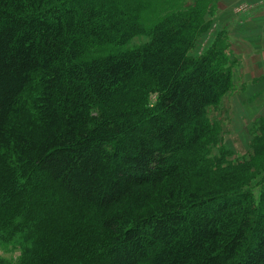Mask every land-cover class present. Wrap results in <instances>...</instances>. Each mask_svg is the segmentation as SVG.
Masks as SVG:
<instances>
[{"label": "trees", "instance_id": "1", "mask_svg": "<svg viewBox=\"0 0 264 264\" xmlns=\"http://www.w3.org/2000/svg\"><path fill=\"white\" fill-rule=\"evenodd\" d=\"M153 7L0 0V231L32 230L0 264H264V121L249 157L212 154L227 34L196 55L208 1Z\"/></svg>", "mask_w": 264, "mask_h": 264}, {"label": "rangeland", "instance_id": "2", "mask_svg": "<svg viewBox=\"0 0 264 264\" xmlns=\"http://www.w3.org/2000/svg\"><path fill=\"white\" fill-rule=\"evenodd\" d=\"M195 0H154L156 7L149 10V20L154 19L163 13V10L179 5H188ZM209 12L207 18L211 24L209 28L198 39L192 53L200 54L211 40L221 31L227 34V53L234 59L233 77L234 86L223 97L221 103L209 108V117L218 123L222 130L218 143L212 146V154L217 155L224 147L228 151L227 159L236 161L249 157L254 152V137L259 131L260 125L264 121V66L258 67L257 62L263 60L249 59L248 54L243 50L240 38L223 24V20L229 14L242 10L253 3L261 0H207ZM247 31L243 33L245 38L252 43L258 44L264 39V22L251 23ZM225 27V28H224ZM262 38L260 42L254 38ZM149 40L147 35L135 36L125 47H133ZM255 48V46H253ZM239 53L240 59L233 56ZM254 54H264V42L257 47ZM33 89L27 90L22 95V103L26 105L23 114V124L26 130L36 131L38 127V115L33 105ZM264 180V169L256 177L252 185ZM256 189H259L257 186ZM32 240V230L30 228H20L8 231H0V257L17 261L24 250L30 246Z\"/></svg>", "mask_w": 264, "mask_h": 264}, {"label": "crops", "instance_id": "3", "mask_svg": "<svg viewBox=\"0 0 264 264\" xmlns=\"http://www.w3.org/2000/svg\"><path fill=\"white\" fill-rule=\"evenodd\" d=\"M259 21L264 22V0L258 1L242 10L229 14L223 20L224 26L231 31V34H235L240 38V42L243 45V50L246 52V54H248L247 56H249V59H255L256 61L264 59V54H254V52L257 51V47L263 45L264 39H262L261 37L254 38L256 42H260V39L262 40L258 44H253V38H251V40L249 41L248 38H245L243 36V33L247 31L248 35V32L250 31L248 30V27L251 26L250 24L257 23ZM248 37H250V35H248ZM253 46H255V48ZM233 56L237 57L238 59L241 58V56L237 52L233 54ZM257 66L263 67V61H259V63L257 62Z\"/></svg>", "mask_w": 264, "mask_h": 264}]
</instances>
